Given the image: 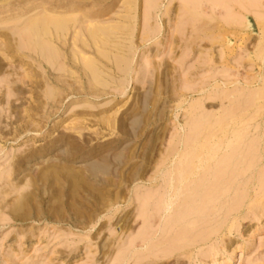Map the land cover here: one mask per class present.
Here are the masks:
<instances>
[{
    "label": "rangeland",
    "instance_id": "rangeland-1",
    "mask_svg": "<svg viewBox=\"0 0 264 264\" xmlns=\"http://www.w3.org/2000/svg\"><path fill=\"white\" fill-rule=\"evenodd\" d=\"M0 264H264V0H0Z\"/></svg>",
    "mask_w": 264,
    "mask_h": 264
},
{
    "label": "bare ground",
    "instance_id": "bare-ground-1",
    "mask_svg": "<svg viewBox=\"0 0 264 264\" xmlns=\"http://www.w3.org/2000/svg\"><path fill=\"white\" fill-rule=\"evenodd\" d=\"M126 1H129V0H126ZM135 1H136V0H135ZM149 1H150V0H149ZM130 2H131V1H130ZM157 2H158V1H157ZM133 3H134V2H133ZM154 3H155V2H154ZM126 4H127V2H126ZM133 5H134V4H133ZM135 5H136V4H135ZM156 5H157V3H156ZM156 5H155V6H156ZM152 6H153V4H152ZM152 6H151V7H152ZM135 7H136V6H135ZM134 10H135V9H134ZM153 10H154V9H153ZM153 10H152V11H153ZM151 14H152V13H151ZM44 16H45V15H44ZM49 16H50V15H49ZM49 16H48V18H50ZM142 16H143V15H142ZM46 17H47V16H46ZM51 17H52V16H51ZM40 18H43V17H40ZM40 18L38 17L39 22H40ZM44 18H45V17H44ZM76 18H77V17H76ZM51 19H52V18H51ZM51 19H50V20H51ZM121 19H122V20H123V19L125 20L124 17H123V18L121 17ZM33 20H34V19H33ZM59 20H61V19H59ZM59 20H58V21H59ZM76 20H77V19H76ZM29 21H30V20H29ZM55 21H56V20H55ZM125 21H127V20H125ZM39 22H38V20H37V21L35 20L34 23H32L31 25H29V26H28L27 28H25V29H28V30L30 31V34H31V33L33 34V33H34V35H35V33H37V32H41V29L44 31L45 35H50L51 32H53V31H50V28H49V27L41 26V25H40L41 23H39ZM43 22H44V21H43ZM43 22H42V25H43ZM29 23H30V22H29ZM88 23H89V21H88ZM91 23H92V22H91ZM52 24H53V22L51 23V25H52ZM66 24H67V23H66ZM66 24H65V26H66ZM109 24H110V23H109ZM44 25H45V24H44ZM55 25H56L57 29H59V32H60V30H63V28L65 27L64 24H63L62 22H60V23H55ZM96 25H98V24H96ZM103 25H104V23H103ZM41 27H42V28H41ZM69 27H70V25H69ZM101 27H102V26H101ZM108 27H109V26H108ZM111 27H112V26H111ZM113 27H114V26H113ZM120 27H122V26H120ZM125 27H126V26H125ZM51 28H53V26H51ZM94 28H95V26L93 27V32L90 31V33H92V34H90V37H91V35L93 36V37H91L92 42H94L93 38L98 34L97 32H99V30L97 29V30H98V31L96 30V33H97V34L94 33V32H95V31H94V30H95ZM102 28H103V27H102ZM102 28H101V31H103V32H101L100 35H103L102 33L105 32V31H104V28H103V29H102ZM23 29H24V28H23ZM74 29H75V28H74ZM90 29H91V28H89V30H90ZM107 29H108V28H106V30H107ZM113 29H114V28H113ZM113 29H112L111 34L114 32ZM122 29H123V28H121V30H122ZM134 29H135V28H134ZM91 30H92V29H91ZM119 30H120V29H119ZM125 30H126V29H124V31H125ZM26 31H27V30H26ZM63 31H64V30H63ZM68 31H69V29H68ZM79 31H80V30H79ZM109 31H110V30H107V31H106V32H108V35L106 34V32H105V34H104V35H107V37L105 36V38H104L105 41H108V40H109L108 36L111 35ZM57 32H58V31H57ZM27 33L29 34V32H26L25 34H27ZM84 33H85V32H84ZM133 33H134V32H133ZM32 34H31V36H32ZM41 34H43V33H40V35H41ZM69 34H70V33H69ZM78 34H79V33H78ZM93 34H94V35H93ZM109 34H110V35H109ZM85 35H87V34L85 33ZM100 35L98 34V36H100ZM104 35H103V36H104ZM121 35H122V34H121ZM123 35H124V34H123ZM132 35H133V34H132ZM31 36H30V37H31ZM58 36H59V35H58ZM58 36H57V37H58ZM98 36H96V37H98ZM111 36H112V35H111ZM111 36H110V37H111ZM129 36H130V35H129ZM11 37H12V36H11ZM28 37H29V35H28ZM43 37H45V36H43ZM83 37H84V36H83ZM96 37H95V39H96ZM101 37H102V36H101ZM118 37H119V36H118ZM127 37H128V36H127ZM31 38H33V37H31ZM31 38H30V39H31ZM38 38H39L38 36L35 37V40H36V41H41V40H42L41 37H40V40H39ZM87 38H89V36H87ZM98 38H100V37H98ZM125 38H126V36H125ZM48 39H49V38H48ZM78 39H79V38H78ZM89 39H90V38H89ZM100 39H101V38H100ZM100 39H99V40H100ZM102 39H103V37H102ZM114 39H115V38H114ZM116 39H117V37H116ZM127 39H128V38H127ZM130 39H131V37H130ZM35 40H34V41H35ZM44 40H45V38L43 39V41H44ZM83 40H84V38H83ZM99 40H98V41L95 40V42H97V43L99 44ZM32 41H33V39H32ZM51 41H52V40H51ZM59 41H60V39H59ZM67 41H68V40H67ZM90 41H91V40H90ZM105 41L102 40V42H104V43H105ZM74 42H75V41H74ZM85 42H86V40H85ZM95 42H94V43H95ZM112 42H113V41H112ZM120 42H122V41H120ZM123 42H124V41H123ZM38 43H40V42H38ZM41 43H42V42H41ZM97 43H96V44H97ZM100 43H101V42H100ZM124 43H125V42H124ZM42 44H43V43H42ZM42 44H41V45H42ZM78 44H80V43L78 42ZM96 44H95V45H96ZM102 44H103V43H102ZM107 44H108V43H107ZM17 45H18V44H17ZM35 45H36V47L38 46L37 44H35ZM74 45H75V44H74ZM85 45H87V43H86ZM99 45H100V44H99ZM103 45H105V44H103ZM4 46H5V45H4ZM88 46H89V45H87V47H88ZM131 46H132V45H130V47H131ZM6 47H7V45H6ZM82 47H84V46H82ZM85 47H86V46H85ZM85 47H84V50H85ZM96 47H97V45H96ZM123 47H124V46H123ZM123 47H122V48H123ZM37 48H38V47H37ZM76 48H78V47H76ZM88 48H90V47H88ZM101 48H102V45H101ZM101 48H99V49H101ZM103 48H104V47H103ZM111 48H112V47H111ZM113 48H114V46H113ZM117 48H118V46H117ZM128 48H129V47H128ZM42 49H43V47H42ZM99 49H98V50H99ZM5 50H6V48H5ZM36 50H37V49H36ZM39 50H40V49H39ZM96 50H97V49H96ZM101 50H103V49H101ZM111 50H112V49H111ZM128 50H129V49H128ZM3 51H4V50H3ZM40 51H41V50H40ZM104 51L106 52V48H105ZM19 52H20V50H19ZM42 52H43V51H41V53H42ZM82 52H83V51H82ZM135 52H136V51H135ZM98 53H100V52L98 51ZM102 53H104V52L102 51ZM17 54H18V53H17ZM48 54H49V53H48ZM52 54H53V53H52ZM67 54H68V53H67ZM69 54H70V53H69ZM83 54L85 55V52H84ZM95 54H97V53H95ZM126 54H127V53H126ZM6 55H7V54H6ZM37 55H38V54H37ZM81 55H82V54H81ZM101 55L103 56V54L100 53L99 56H101ZM104 55H105V54H104ZM107 55H108V54H107ZM109 55H110V54H109ZM124 55H125V54H124ZM127 55H128V54H127ZM55 56H56V54H55ZM65 56H66V55H65ZM85 56H86V55H85ZM102 56H101V57H102ZM118 56H119V55H118ZM120 56H122V55H120ZM43 57H44V55H43ZM46 57H47V54H46ZM49 57H51V56H49ZM76 57H77V55H76ZM78 57H79V56H78ZM97 57H98V55H97ZM114 57H115V58H114ZM114 57H112V58L115 60L117 57H116V56H114ZM122 57H123V56H122ZM122 57H121V58H122ZM53 58H58V57H54V54H53ZM110 58H111V57H110ZM118 58H119V57H118ZM118 58H117V59H118ZM121 58H119L118 60H120ZM123 58H124V57H123ZM125 58H126V57H125ZM80 59H81V56H80ZM89 59H91V58H89ZM89 59L86 58V59L83 60V58H82L83 63H84V64H83L84 68H82V71L85 70V71L92 72L93 74H95L97 71H99V70H98L99 68L97 69V68L95 67V62H97L98 60H97V61L94 60V59H95V57H94V59H93V60H94V64H93V63H92L93 60L90 61ZM101 59H102V58H101ZM101 59H100V60H101ZM82 60H81V62H82ZM127 60H128V59H127ZM127 60H126V61H127ZM51 61H52V60H51ZM65 61H66V60H65ZM108 61H109V60H108ZM120 61H122V59H121ZM132 61H133V60H132ZM60 62H61V61H60ZM60 62H59V63H60ZM116 62H117V60H116ZM124 62H125V61H124ZM124 62L122 61L123 65H124ZM73 63H74V62H73ZM112 63H113V65L115 64V65H114V66H115V70H114V72H116V65L119 67V61H118V64H116L115 62H112ZM122 63H120V64H122ZM127 63H128V62H127ZM54 64H55V63H54ZM106 64H107V62H106ZM125 65H126V64H125ZM125 65H124V67L122 68L123 70L125 69ZM130 65H131V64H130ZM45 66H46V65H45ZM62 66H63V65H62ZM69 67H70V66H69ZM98 67H100V66L98 65ZM108 67H110V66H108ZM118 67H117V70L119 71V68H118ZM101 68H102V67H101ZM101 68H100V70H101ZM103 68L105 69V66H104ZM129 68H130V66H129ZM60 69H61V68H60ZM83 69H84V70H83ZM107 69H108V68H106V70H107ZM108 70H109V69H108ZM111 70H113V67H111ZM65 71H66V70H65ZM78 71H79V70H78ZM85 71H84V73H85ZM127 71H128V70L126 69V72H127ZM130 71H131V69H130ZM79 72H80V71H79ZM111 72H112V71H111ZM123 72H124V71H123ZM85 74H86V73H85ZM117 74H118V72H117ZM62 75H63V74H62ZM72 75H73V74H72ZM103 75H104V74H103ZM105 75H106V73H105ZM50 76H51V75H50ZM95 76H96V75H95ZM56 77H57V75H56ZM68 77H69V76H68ZM262 77H263V76H262ZM26 78H27V77H26ZM61 78H62V77H61ZM68 79H69V78H68ZM96 79H98V78H96ZM40 80H41V79H40ZM102 82H104V81H102ZM98 83H99V82H98ZM43 84H44V83H43ZM57 84H58V83H57ZM103 85H104V84H103ZM98 86H99V85H98ZM59 88H60V87H59ZM59 88H58V89H59ZM62 89H63V88H62ZM54 90H55V89H54ZM86 90H87V89H86ZM86 90H85V91H86ZM256 95H257V94H256ZM195 146H196V144H195ZM203 148H204V147H203ZM201 149H202V148H201ZM195 154H196V152H195ZM195 165H196V164H195ZM198 165H199V164H198ZM198 167H199V166H198ZM195 168H196V167H195ZM196 169H197V168H196ZM196 171H197V170H196ZM197 172H198V171H197ZM192 173H193V172H192ZM194 173H195V172H194ZM182 174H183V173H182ZM195 174H196V173H195ZM189 175H191V174H189ZM193 175H194V174H193ZM186 178H187V176H186ZM187 179H188V178H187ZM169 203H171V202H169Z\"/></svg>",
    "mask_w": 264,
    "mask_h": 264
}]
</instances>
